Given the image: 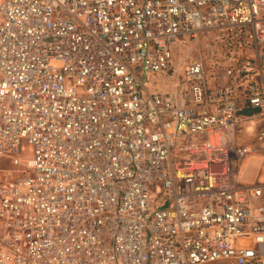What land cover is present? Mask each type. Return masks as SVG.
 I'll use <instances>...</instances> for the list:
<instances>
[{
	"label": "built area",
	"instance_id": "obj_1",
	"mask_svg": "<svg viewBox=\"0 0 264 264\" xmlns=\"http://www.w3.org/2000/svg\"><path fill=\"white\" fill-rule=\"evenodd\" d=\"M252 156L264 0H0V264H264Z\"/></svg>",
	"mask_w": 264,
	"mask_h": 264
},
{
	"label": "rangeland",
	"instance_id": "obj_2",
	"mask_svg": "<svg viewBox=\"0 0 264 264\" xmlns=\"http://www.w3.org/2000/svg\"><path fill=\"white\" fill-rule=\"evenodd\" d=\"M208 45L209 37L205 35H201L194 40L187 37H180L178 42L175 43L174 53L181 62L185 63L188 60L206 55ZM160 87L164 88L165 84H160ZM263 168L264 159L258 156H252L245 162V172L242 178L247 182L256 181L258 178L264 180ZM217 264L223 263L219 262Z\"/></svg>",
	"mask_w": 264,
	"mask_h": 264
},
{
	"label": "crops",
	"instance_id": "obj_3",
	"mask_svg": "<svg viewBox=\"0 0 264 264\" xmlns=\"http://www.w3.org/2000/svg\"><path fill=\"white\" fill-rule=\"evenodd\" d=\"M247 161H248V159H247ZM247 161H246V162H247Z\"/></svg>",
	"mask_w": 264,
	"mask_h": 264
}]
</instances>
